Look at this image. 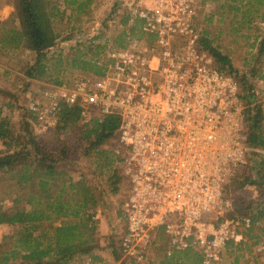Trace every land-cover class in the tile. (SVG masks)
<instances>
[{"label":"built area","instance_id":"1","mask_svg":"<svg viewBox=\"0 0 264 264\" xmlns=\"http://www.w3.org/2000/svg\"><path fill=\"white\" fill-rule=\"evenodd\" d=\"M198 5H140L134 18L148 40L129 39L109 53L104 75L47 85L27 106L38 123L65 109H78L85 123L107 114L120 118L115 153L127 190L119 249L128 264H152L160 229L169 239L168 256L192 250L201 264H221L227 244L243 242L241 229L253 224L229 217L235 209L225 189L250 156L264 160V111L263 144L253 148L239 84L201 49Z\"/></svg>","mask_w":264,"mask_h":264},{"label":"trees","instance_id":"2","mask_svg":"<svg viewBox=\"0 0 264 264\" xmlns=\"http://www.w3.org/2000/svg\"><path fill=\"white\" fill-rule=\"evenodd\" d=\"M94 1L11 0L14 13L6 22L0 21V61L20 50L28 51L33 59L22 67L24 75L37 81L50 78L49 83L54 85L65 83L62 76L69 68H77L89 75H104L107 67L103 63L114 48L125 47L129 39L146 40L148 36L143 32V22L129 12L121 19V27L113 39L105 37L101 30L98 36L78 41L67 54L58 51L61 43L72 40L73 36L65 37L63 30L56 28L55 20L63 21L68 10L76 18L85 16ZM263 2L224 0L219 7L220 15L224 16L228 11L240 27L250 26L254 13L258 12L257 5ZM214 16L211 15L209 21ZM107 22L108 19L104 28H108ZM207 36L209 32L206 30L200 38L201 49L214 58L221 72L232 75L239 84L240 97L246 106L247 143L253 148L260 147L263 144L264 104L263 92L256 87L255 81L259 78L261 66L240 73L231 66L227 56L213 47L214 41ZM261 38L258 53L264 59V36ZM103 39L104 43H101ZM25 111L24 116L31 118L27 108ZM56 122L55 131L48 128L41 135L33 130L34 123L25 118L24 132L15 135L7 120L0 119V226L17 228L12 235L4 237L0 245V264H72L87 256L95 248L97 228L94 217L98 206H104L106 197L101 177L109 174L107 182L112 194L118 192V184H127L116 167V154L106 148L120 126L118 116L107 114L85 123L78 109H65ZM79 122L83 124V130H77ZM69 127L71 130L64 132ZM72 131H79L75 135L77 146L73 149L67 140L61 139L62 132L69 135ZM3 146L9 150H3ZM80 152L87 161L85 167L76 163ZM253 165L255 175H246L240 187L250 182L264 189V160L255 158ZM80 169L91 172L93 182L85 173L77 179ZM9 199L12 205L6 206ZM238 212L242 216L250 215L249 208L239 207ZM263 217L264 210L253 219L257 222ZM255 228L256 225L243 228L244 234L250 236ZM168 247L169 239L160 229L153 244L157 264L202 263L201 257L192 250L173 252L168 256ZM111 252L116 262L128 264L116 248Z\"/></svg>","mask_w":264,"mask_h":264},{"label":"rangeland","instance_id":"3","mask_svg":"<svg viewBox=\"0 0 264 264\" xmlns=\"http://www.w3.org/2000/svg\"><path fill=\"white\" fill-rule=\"evenodd\" d=\"M151 1L152 0H95L91 6V11L80 18H76L73 12L68 10L64 20H55V23L58 30H63V35L65 37L72 35L73 39L61 43L58 51L62 50L64 54H67L70 48L74 47L78 41L98 36L101 30H103L104 36L106 35L105 37L113 39L121 27L120 21L124 14L131 12L134 17V13L137 9H140V5L149 4ZM223 1L224 0H199L198 27L202 31L201 35L207 30L209 32V36H207L208 39L214 41L213 47H217L222 54L227 56L231 66L240 73L250 71L253 66H261L259 70L260 75H258L259 78H257L255 84L256 87L263 92L264 59L259 56L258 42L262 39L261 37L264 36V18H261L262 15H264V2L261 5H257L256 8L258 12L254 13V20L250 26L246 25L240 27L239 24L232 20L233 16H230L228 11L227 13L225 12L226 14L224 16L220 15L219 7L222 5ZM258 2L259 0H255L256 4ZM115 7L117 9H115ZM14 10L11 0H0V21L6 22L10 19ZM214 14L215 16L212 21H209L210 16ZM106 19H108V28H104ZM256 36L259 37L258 40H256ZM148 39L149 37H146V40ZM100 42L104 43V39ZM32 59L33 57H31L30 52L20 50L12 55H8L0 61V119L7 120L15 135L24 132L23 120L25 118L26 121L34 123L32 126L33 130L39 134L41 133V135H43L48 128L55 131L57 126L56 121L59 120L58 116L56 120L38 123L33 119L34 117L32 115L29 119L24 116L26 112L25 109L30 99L36 93L41 92L45 86L52 85L49 83L50 78L37 81L31 80L24 75L22 67L26 66V62L32 61ZM106 63L107 61L103 64L106 65ZM215 65L217 64L215 63ZM85 76L94 75L84 73L77 68H69L62 76V80L65 83H70L77 78ZM10 104L13 106L10 107ZM80 129H84L81 122L77 124V130ZM69 130H71L70 127L64 132ZM64 132L61 134V139L67 140L70 147L73 149L77 146L75 135L79 133V131H72L69 135H66ZM114 139L115 137L106 148L111 149L115 153L116 144ZM2 149L9 150V148L5 146H3ZM78 157L79 159L76 161L77 165L79 167H85L87 161H85L82 152L79 153ZM253 159H255V157L250 156L248 166L238 171L231 185L226 187L225 193L226 198L232 201L235 209V213H231L229 217L238 216L239 218H251L253 222L251 227L256 225V228L250 233V236L249 234L248 236L247 234L245 235L244 229H241L245 240L241 243L232 241V246H230L231 242L228 243L223 252L221 264H264V231H262V229H264V217L257 222L253 219V216H258L259 211L264 210V189H260L254 184H250V182L245 187H240V183L245 179L244 177L246 175H250L251 177L255 175ZM118 161L119 159L116 162V167L118 166ZM90 166L93 168L92 163ZM87 171V169H80L77 171L76 178L79 179V175L85 173L93 182L91 172ZM108 178V173H105V175L101 177L103 183L102 190L106 197L104 206H98V212L96 213V217H94L97 228L94 237L95 243H93L95 248H93L92 252L87 256L78 259L80 261L92 260L93 264H119L115 261L111 251L113 248H116L117 252L120 253L119 244L126 229V223L121 209L126 195L127 184H125V186H119L118 184V192L112 194L113 192L111 188H109L107 182ZM5 205L11 206V199L7 200ZM247 205L251 207H247ZM239 207L244 210L249 208L250 215L242 216L238 212ZM16 229L17 228L7 225L0 226V245L4 242V237L12 235ZM257 241H259V244H254ZM151 257L153 259L152 264H157L158 261L156 260L158 259L154 249H152Z\"/></svg>","mask_w":264,"mask_h":264},{"label":"crops","instance_id":"4","mask_svg":"<svg viewBox=\"0 0 264 264\" xmlns=\"http://www.w3.org/2000/svg\"><path fill=\"white\" fill-rule=\"evenodd\" d=\"M103 261V260H102Z\"/></svg>","mask_w":264,"mask_h":264}]
</instances>
